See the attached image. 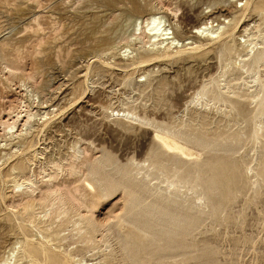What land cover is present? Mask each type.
<instances>
[{"label": "rangeland", "instance_id": "374dc122", "mask_svg": "<svg viewBox=\"0 0 264 264\" xmlns=\"http://www.w3.org/2000/svg\"><path fill=\"white\" fill-rule=\"evenodd\" d=\"M136 2L138 11L131 0H0V37L8 43L3 42L0 51V260L15 246L10 261L14 264L26 238L39 241L43 235L49 236L53 249L80 253L76 257L85 258L86 264H102L108 250L103 249V228L87 243L84 232L78 231L79 214L92 216L103 227L119 222L124 196L116 193L103 203H92L94 193L85 186L86 163L104 154L122 163L133 157L144 161L153 132L146 122L123 118L122 113L118 117L112 108L170 124L211 78L240 73L248 80L240 59L236 62L238 55H245L242 47L231 52L225 48L244 25L264 43V11L249 10L241 17L245 0ZM150 12L165 16L181 38L191 36L193 27L211 15L217 23L226 18V30L233 36L224 34L213 41L192 37L202 48L188 46L180 54L164 46L151 48L145 34L134 31V24ZM26 111L36 115L28 130L21 127ZM13 120L19 137L5 134V125ZM240 147L237 159L251 144L244 139ZM75 149L81 152L78 160L73 159ZM34 154L38 156L33 159ZM29 158L34 162L35 191L13 189V181L22 174L12 166ZM52 192L64 198V206H52ZM227 215L232 218L229 223L204 225L198 243L214 246L220 263L264 264V187L256 199L248 187L237 194L219 218Z\"/></svg>", "mask_w": 264, "mask_h": 264}, {"label": "bare ground", "instance_id": "6f19581e", "mask_svg": "<svg viewBox=\"0 0 264 264\" xmlns=\"http://www.w3.org/2000/svg\"><path fill=\"white\" fill-rule=\"evenodd\" d=\"M131 2L133 10L138 11L140 5L136 0ZM244 4L241 17L249 10L264 11V0H245ZM207 5L208 8L214 6ZM170 10L176 14L177 10ZM159 13L150 12L139 19V24L134 21L138 24H134V31H142L151 48L164 46L167 52L175 49V53L180 54L188 46L192 50L202 48L192 37L213 41L224 34L233 36V32L226 30V18L222 20L224 23H217V17L211 15L193 27L191 36L181 38ZM248 26L244 25L237 38L225 48L231 52L236 46L242 47L245 55H238L236 62L240 59L239 67L249 74L248 80L240 73L236 77L222 73L219 79L211 78L209 84L186 103L181 116L170 124L152 121L126 108H112L118 117L122 113L123 118L146 122L153 132L144 161L133 157L122 163L104 154L86 163L85 186L94 193L92 203H103L116 193L124 196L119 222L103 227L92 216L79 214L78 231L84 232L87 243L94 242L103 228V249L109 251L105 250L102 264H229L217 260V250L211 244L200 245L198 235L208 223L231 221L230 216L219 218V215L229 210L237 194L248 187L256 199L260 188L264 187V43L257 42L251 32L248 34ZM5 40L0 37V51L4 49ZM246 57L249 61L245 62ZM3 68L12 73L8 66ZM237 82L242 86L234 88L235 83L240 84ZM35 117L26 111L21 127L32 128ZM16 118L19 119L18 114ZM16 124L17 120L6 124L5 134L19 137ZM244 139L251 147L244 157L237 159L235 155ZM80 154V150L75 149L73 159L78 160ZM37 156L34 154L32 158ZM33 159L21 160L12 166L13 171L22 174L13 181V189L24 187L23 190L35 191L37 183L31 173ZM53 178L56 177L49 175V179ZM56 193H51L52 206L58 202L64 206V198ZM29 204L27 202L26 206ZM50 241L49 236L43 235L39 241L26 238L14 264H86L85 258H77L80 253L73 255L64 249H53ZM15 251L13 246L0 264H11Z\"/></svg>", "mask_w": 264, "mask_h": 264}]
</instances>
